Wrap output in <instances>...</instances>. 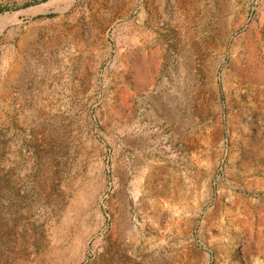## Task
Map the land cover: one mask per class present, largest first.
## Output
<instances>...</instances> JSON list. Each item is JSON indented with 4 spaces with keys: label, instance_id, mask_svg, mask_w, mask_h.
Segmentation results:
<instances>
[{
    "label": "rangeland",
    "instance_id": "rangeland-1",
    "mask_svg": "<svg viewBox=\"0 0 264 264\" xmlns=\"http://www.w3.org/2000/svg\"><path fill=\"white\" fill-rule=\"evenodd\" d=\"M0 264H264V0H0Z\"/></svg>",
    "mask_w": 264,
    "mask_h": 264
}]
</instances>
